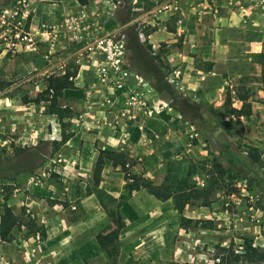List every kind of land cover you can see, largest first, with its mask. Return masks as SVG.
I'll return each mask as SVG.
<instances>
[{"label": "rangeland", "instance_id": "obj_1", "mask_svg": "<svg viewBox=\"0 0 264 264\" xmlns=\"http://www.w3.org/2000/svg\"><path fill=\"white\" fill-rule=\"evenodd\" d=\"M143 3L144 8L147 5ZM135 13H121V20L127 21ZM118 14L111 18H119ZM136 22L142 25L140 38H134ZM136 22L125 30L129 47L134 56L140 53V58L149 62L144 52L146 23L141 19ZM252 58L260 60L264 69V53ZM168 72L167 69L152 83L161 99L169 100L167 107L187 123V129L178 136V142L167 145L165 152L157 156V172L162 173H153L155 180H162L165 170L172 177H183L192 171L189 180L195 187L216 185L207 206L194 202L180 214L172 209L169 200H155L145 189L126 195L122 184L116 186L123 191L120 198L101 194L99 203L94 194H85L91 173H57L63 163L61 133H73L70 123L63 120L64 126H59L41 114L37 108L44 104L25 111L26 104L37 96L27 92L31 82L19 84L14 80L5 92L9 87L2 79L0 66V206H8L23 223L12 229L10 241L17 239L14 244L22 251L5 264H108L95 236L115 227V213L123 223L114 244L119 263L130 259L135 264H212L220 249L228 248L236 256L230 264H264V96L257 93L261 85L254 77L248 82L231 80L223 86L220 108L213 109L206 100L190 93L176 94L165 79ZM24 89L26 94L21 96ZM226 93L229 107H240V94L258 110L238 119L227 115L228 106H223ZM63 103L66 102L61 99L58 102ZM218 151H223L224 158ZM132 161L127 172L140 174L136 171L141 161ZM73 165L79 168L78 163ZM83 168L88 170L89 163ZM43 204L49 207L40 209ZM38 214L50 233L45 243L40 237L38 241L28 240L29 231L43 229L36 221ZM27 219L35 226L27 225ZM247 245L255 249L254 254L245 251Z\"/></svg>", "mask_w": 264, "mask_h": 264}, {"label": "crops", "instance_id": "obj_2", "mask_svg": "<svg viewBox=\"0 0 264 264\" xmlns=\"http://www.w3.org/2000/svg\"><path fill=\"white\" fill-rule=\"evenodd\" d=\"M143 1L147 5L144 8ZM104 2L28 0V24L34 34H40L43 26L59 30L61 19L80 7L84 8L89 19L96 18L102 14ZM157 2L161 4L157 6ZM13 3L14 0H0V14L8 15ZM135 12L127 21L121 20V13L119 18L104 20L108 29L119 27L124 32L137 20L146 23L144 52L150 61L140 58V53L134 56L128 45L131 67L127 85L129 88L143 85L139 92L156 108L150 117L142 115L134 106H126L123 91L100 84L94 73L100 56L94 51L87 52L83 43L69 46L64 33L59 31L51 42L39 43L34 53L7 52L1 41L2 79L9 87L5 92L12 87L10 83L17 80L19 84L31 82L27 92L38 94L45 89L49 76L74 71V75L68 77L72 85L63 89L59 98L66 103L58 105L68 108L72 115L64 120L70 123L73 133L61 143L63 163L57 173H91L90 167L98 150L108 149L141 161L136 172L142 173L153 187L158 188L162 180H155L153 175L162 173L160 170L157 172V156L165 152L167 145L178 142V136L183 135L187 123L181 121L178 112L162 103V95L158 94L152 82L167 69H176L185 91L206 100L213 109L220 108L222 89L227 82L235 79L248 82L250 77H254L261 85V61L252 57L264 53V0H138ZM138 78L143 84H139ZM257 93L264 96V89L261 87ZM20 94L24 96L26 90ZM26 105H23L25 111L35 107L31 102ZM37 109L45 114L43 105ZM250 110L253 114L258 108L251 106ZM24 115L28 116V112ZM47 116L55 120L53 115ZM77 163L79 168L75 169L73 164ZM88 163L89 169H84ZM69 165L73 167L69 168ZM120 173L119 168L105 164L98 189L109 197L120 198L123 191H118L116 186L122 184L121 189L126 192ZM141 190L129 195L139 194ZM48 207L43 204L40 209ZM36 221L43 225L45 243L50 236L46 221L41 214ZM54 222L60 226L56 220ZM10 234L13 235L12 232ZM16 240L14 238L13 243L0 242V264L14 260L17 252L22 251L19 245L14 244ZM28 240L33 241L34 236L29 234Z\"/></svg>", "mask_w": 264, "mask_h": 264}, {"label": "built area", "instance_id": "obj_3", "mask_svg": "<svg viewBox=\"0 0 264 264\" xmlns=\"http://www.w3.org/2000/svg\"><path fill=\"white\" fill-rule=\"evenodd\" d=\"M28 0H14L12 10L8 15L0 14V40L7 52L34 53L41 42H51L57 32L65 34L69 46L84 44L87 52H96L100 61L94 69L96 80L113 90L124 92L126 106H134L142 115L150 117L155 107L149 105L139 92L142 88H129L127 78L131 67L130 55L127 47L128 35L119 27L108 29L104 18H110L117 13L126 14L135 11L138 0H105L102 14L89 19L83 7L78 8L73 14L64 16L59 25V30L51 26H43L40 34H34L28 24ZM101 15V16H100ZM135 36L142 37V25L134 26ZM165 79L176 94H185L180 73L171 69ZM139 84H143L138 78ZM167 107L169 100L163 101ZM170 109V108H169ZM61 159L57 158L60 162ZM198 184V183H197ZM38 235L34 240L38 241Z\"/></svg>", "mask_w": 264, "mask_h": 264}, {"label": "trees", "instance_id": "obj_4", "mask_svg": "<svg viewBox=\"0 0 264 264\" xmlns=\"http://www.w3.org/2000/svg\"><path fill=\"white\" fill-rule=\"evenodd\" d=\"M135 38V34H134ZM129 45V35L128 43ZM74 75V71H67L60 76H49L46 79L45 89L42 90L37 96L32 99L31 103L38 105L43 103L44 112L46 115H53L55 121L59 126H64L63 120L69 119L72 115L68 108H61L58 105V100L61 97V92L63 89L72 85V82L68 80V77ZM261 87L264 89V69L262 68L260 74ZM237 100L240 102L239 108L229 107V95L228 93L224 96L223 106L228 108L225 110L227 115L235 117L238 119L241 117H248L251 115L250 104L247 102V98L244 95L237 94ZM61 133L60 141L64 142L67 137ZM218 154L224 158L223 151H218ZM226 155V154H225ZM227 156V155H226ZM225 156V158H226ZM228 159V158H227ZM254 161L257 160V154L254 155ZM105 164L113 168H119L122 173V178L126 181V192L129 195L131 192L139 191L145 189L146 192L151 195L155 200L167 201L169 200L172 209L180 214L186 205L193 204L194 202L200 201L201 205L207 206L209 204V196L216 185L209 184L203 188H197L193 183L190 182L189 177L192 175V171L185 173L183 177H172L168 170H165L164 176L158 188L152 186L151 181L145 178L142 173L134 174L127 172V168L133 165V161L126 156L124 153L119 151H113L108 149H100L96 155L93 162L90 180V187H85V194H94L100 203L99 196L103 193L98 189L100 182L101 170ZM107 195V194H105ZM108 196V195H107ZM109 197V196H108ZM28 220V219H27ZM26 224L30 227H34L35 224L31 220H28ZM115 227L106 234H97L95 236V241L99 249L104 253L107 258L108 264H135L134 261L127 259L122 263L117 262L116 255L114 251V244L117 240L118 231L123 227V223L118 213H115L114 218ZM17 225H23V223L18 219L11 209L6 205L0 206V242L9 243L11 241V231ZM32 236L38 235V238L44 237V231L41 227L29 231ZM251 251L255 253V249L251 248L250 245L245 247V251ZM220 254L215 255L213 259L215 260L212 264H230L231 259L235 261L234 255L227 248H221ZM232 256V258H231Z\"/></svg>", "mask_w": 264, "mask_h": 264}]
</instances>
